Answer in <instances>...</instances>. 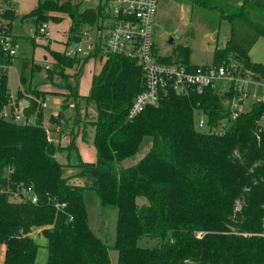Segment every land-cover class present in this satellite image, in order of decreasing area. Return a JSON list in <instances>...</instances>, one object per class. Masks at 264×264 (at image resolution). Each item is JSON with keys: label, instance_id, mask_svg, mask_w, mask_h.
Instances as JSON below:
<instances>
[{"label": "trees", "instance_id": "1", "mask_svg": "<svg viewBox=\"0 0 264 264\" xmlns=\"http://www.w3.org/2000/svg\"><path fill=\"white\" fill-rule=\"evenodd\" d=\"M186 1L196 8L216 10L221 18L244 17L264 37V23L251 17L253 11L264 15V0H242L239 5L226 0ZM110 2L81 10L80 1L39 0L25 17L34 18L37 33L50 18L61 20L60 14H72L69 43L82 40L85 25L102 30ZM13 11V7L5 10L3 18L10 20ZM100 37L84 57L52 50L55 68H47L51 77L54 72L63 74L67 66L79 65L76 86L67 85L66 95L73 97L77 117L79 98L95 107L91 120L95 161L83 159L75 139L66 146L48 139L46 128L60 126L64 114H51L52 126L44 125L42 101L47 91L31 82L43 65L33 56L0 57L5 65L0 110L8 100L12 64L20 63L18 98L33 96L24 109L27 122L0 116V246L5 247L0 264H36L39 244L31 233L35 227L47 239L46 264H111V248L118 250L117 264H264V133L261 141L255 133L264 103L257 102L230 119L215 87L202 91L190 87L183 92L168 88L158 104L130 118L129 106L145 88L143 70L133 58L109 53L92 76L90 93L78 92L83 66L103 52ZM46 48L50 50L49 45ZM189 54V47L181 46L174 56L161 59L190 63ZM223 60L264 77V63L252 60L231 39L215 48L213 63ZM204 113L207 124L202 128L197 121ZM32 116L35 121H30ZM146 138L149 147L142 158L123 165ZM58 153H64L67 164L78 166L91 182L77 183L65 176ZM88 188L98 195L99 234L88 221L84 201ZM32 193L37 195L35 202ZM141 197L146 201L139 202ZM112 210L118 211V218L115 241L110 244Z\"/></svg>", "mask_w": 264, "mask_h": 264}, {"label": "rangeland", "instance_id": "2", "mask_svg": "<svg viewBox=\"0 0 264 264\" xmlns=\"http://www.w3.org/2000/svg\"><path fill=\"white\" fill-rule=\"evenodd\" d=\"M45 1V0H40ZM80 1V8L96 6L99 2L105 0H73V3ZM233 5H239L242 0H226ZM39 0H13V16L8 21L12 32L19 35L20 44L22 46L21 58L30 57L31 52L34 57L39 61L43 60L47 55V61L51 68H55V63L52 61V50L63 51L65 45L68 48H77L81 46L82 51L79 52L80 56H85L90 52V39L83 36L80 41H67V23L70 18L69 14H60L65 17L64 21L50 18L48 22L51 42L43 44L40 42L35 46L31 43L30 37L34 34L35 20L31 16H26L34 7L37 6ZM109 12V10H108ZM109 17V14L108 16ZM252 19L260 23H264V15L259 11L251 13ZM64 19V18H63ZM85 29L91 30L90 36L96 35V26L91 27L85 25ZM232 40L235 44L245 49L252 60L264 63V37L258 33L253 25L244 17H235L234 19L221 18L220 14L213 9L196 8L186 0H158L155 13V23L153 30V40L157 46V50L163 55H173L179 47H189V59L193 64H210L213 62L214 51L216 46L223 47L228 40ZM45 45H49L50 50ZM21 49V47H20ZM20 58V59H21ZM96 58L92 57L82 70L79 77L78 92L81 94H89L91 91V70L94 68ZM43 67L47 63L39 61ZM79 65L67 66L64 73H52L51 77L47 76V68H42L41 71H36L31 82L39 90L47 91L46 98L48 99L47 106L44 107V125L52 126L49 117L54 112L58 113L63 111V117L60 120V130L52 133L54 142L66 146L72 139H75L81 151L83 159L87 161H95L97 159V150L93 143V136L95 127L92 125L91 120L95 112L93 105H86L82 99L79 98L78 102L81 108L80 116H76L77 108L73 97H67L70 89L67 85L71 84L76 86L74 74L79 71ZM20 63H15L9 66L8 70V87L12 92H16L21 88L20 81ZM72 75V77L70 76ZM228 80L223 78L215 86L217 92L223 91L227 88ZM49 91V92H48ZM69 96V94H68ZM249 103V102H248ZM57 113V114H58ZM31 121H35V116H32ZM85 128L87 140H83ZM80 129L81 132H80ZM83 134V136H82ZM88 135V136H87ZM84 136V137H85ZM149 139L141 145L139 151L134 155L128 157L123 165H131L137 163L142 156L147 152L149 147ZM57 158L64 163L63 173L65 176H71L73 179H79L84 182H91L88 175L80 174L81 169L76 165L67 164L64 153H58ZM81 181V182H82ZM146 201L144 197L139 198V202ZM84 201L88 212V221L90 227L98 232V215H99V201L97 192L88 188L84 192ZM241 207V203H237ZM118 211L112 210L111 220L109 227L111 229L110 244H113L116 237ZM37 243L39 249L36 258V264H46L48 258L47 239L40 232V229L35 227L31 232ZM146 239L140 242L145 243ZM151 241L150 243H154ZM5 253V247L0 246V263H2ZM111 264L118 262V250L115 248L110 249Z\"/></svg>", "mask_w": 264, "mask_h": 264}, {"label": "built area", "instance_id": "3", "mask_svg": "<svg viewBox=\"0 0 264 264\" xmlns=\"http://www.w3.org/2000/svg\"><path fill=\"white\" fill-rule=\"evenodd\" d=\"M13 0H0V57L17 56L20 51V43L17 36L9 26V20L3 18V13L12 6ZM158 0H111L109 5V17L103 23L104 47L107 56L109 53H121L133 58L143 70L145 88L132 100L128 109V115L133 118L139 115L147 106L156 105L160 98L168 90L187 91L194 87L202 91L205 87H215L223 78L228 80L227 88L218 93L222 95L223 110L229 114L230 119H237L245 110H249L257 102L264 103V77L259 76L249 69H244L235 61L210 64L178 63L176 61H164L158 52L153 40L155 13ZM85 34V33H84ZM33 37L36 40L49 42L51 40L48 22H43L38 32L34 30ZM68 55L78 54L82 51L77 48H66ZM0 58V78L5 65ZM175 60V58H174ZM47 63V62H45ZM50 67L49 63L45 65ZM231 93L225 95L226 93ZM8 100L0 110V116L16 122H27L25 107L30 104L33 97L30 94L18 98L17 92L8 91ZM24 99L28 103L24 104ZM249 102V103H248ZM48 99L42 101V106H47ZM31 121V120H30ZM197 124L205 127L206 114H201ZM60 130L57 125L55 130L47 127L48 139L54 141L53 132ZM258 141H261L264 133V112L257 120L255 131ZM28 191H32L29 187ZM32 201H37V195L31 194Z\"/></svg>", "mask_w": 264, "mask_h": 264}, {"label": "crops", "instance_id": "4", "mask_svg": "<svg viewBox=\"0 0 264 264\" xmlns=\"http://www.w3.org/2000/svg\"><path fill=\"white\" fill-rule=\"evenodd\" d=\"M94 7V6H93ZM85 9V8H84ZM81 10H83V9H81ZM66 14H64V16H65ZM64 19H62L61 21H64L65 20V17H63ZM68 23H67V26L69 25V27H70V25H71V17L68 19ZM69 27L67 28L68 30H69ZM12 29V28H11ZM34 30H35V28H34ZM68 30L66 31V33H67V36H68ZM91 30H89L88 28L87 29H85V34H84V37L85 36H87L89 39H90V41H91V43H90V52H92L95 48H96V43L98 42V41H100V39H101V35L103 34L102 32H101V30H97L96 29V35L94 36V37H91L90 36V32ZM15 34V33H14ZM16 35V34H15ZM17 36V38H18V41H19V43H20V37H19V35H16ZM83 37V38H84ZM34 37L33 36H31L30 37V41H31V43L35 46L36 44H38V43H42V45L43 44H48V43H50L51 42V40L49 41V42H44V41H39V40H36L35 38H34V42H33V39ZM66 43H67V41H66ZM46 46V45H45ZM20 47H21V49H20V51H19V54L21 55V53H22V46H21V44H20ZM66 48H68L67 47V45H65V48H64V50L66 49ZM63 50V51H64ZM89 52V53H90ZM88 53V54H89ZM18 54V55H19ZM79 54V53H78ZM87 54V55H88ZM163 55V54H162ZM31 56H33L34 57V53L33 52H31ZM80 56V55H79ZM83 56V55H82ZM86 56V55H85ZM173 56H174V54H173ZM84 57V56H83ZM35 58V57H34ZM92 58V57H91ZM94 58H96L97 60H96V62L94 63V68L91 70V72H90V74H91V81H92V76H93V74L94 73H97V72H99L100 71V69H101V67H102V65H103V63L105 62V60L107 59V54H106V52H105V50H103V52L102 53H100V54H98L97 56H95ZM47 59V55H45V57H44V59L43 60H39V61H42V62H47V63H49V61H47L46 60ZM35 60L37 61V62H39L36 58H35ZM190 60V59H189ZM52 61L54 62V58H53V56H52ZM89 62V60L85 63V65L87 64ZM191 62V61H190ZM13 65V64H12ZM85 65L83 66V68L85 67ZM11 66V65H10ZM43 68H45V67H43ZM9 70V69H8ZM83 70V69H82ZM78 86H79V84H78ZM19 90V89H18ZM17 90V91H18ZM16 91V92H17ZM58 113V111L57 112H54L53 114H57ZM53 129H55V127H52ZM81 152V151H80ZM73 179V178H72ZM73 181H75V182H77V183H84V181H82V180H79V179H73ZM82 181V182H81Z\"/></svg>", "mask_w": 264, "mask_h": 264}, {"label": "water", "instance_id": "5", "mask_svg": "<svg viewBox=\"0 0 264 264\" xmlns=\"http://www.w3.org/2000/svg\"><path fill=\"white\" fill-rule=\"evenodd\" d=\"M70 17L72 18V14H70ZM23 103L27 104L28 103V99H24Z\"/></svg>", "mask_w": 264, "mask_h": 264}]
</instances>
